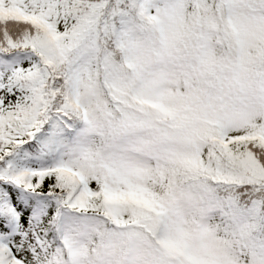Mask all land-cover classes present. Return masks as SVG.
<instances>
[{
    "label": "snow or ice",
    "instance_id": "obj_1",
    "mask_svg": "<svg viewBox=\"0 0 264 264\" xmlns=\"http://www.w3.org/2000/svg\"><path fill=\"white\" fill-rule=\"evenodd\" d=\"M0 264H264V0H0Z\"/></svg>",
    "mask_w": 264,
    "mask_h": 264
}]
</instances>
